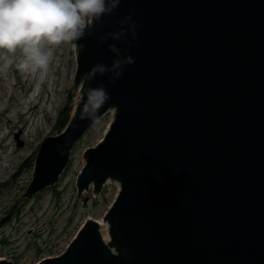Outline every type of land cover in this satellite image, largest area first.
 <instances>
[{
	"label": "water",
	"instance_id": "obj_1",
	"mask_svg": "<svg viewBox=\"0 0 264 264\" xmlns=\"http://www.w3.org/2000/svg\"><path fill=\"white\" fill-rule=\"evenodd\" d=\"M129 14L135 38L100 43ZM77 43L78 101L65 130L41 143L20 199L54 186L108 111L75 187L78 198L108 181L119 191L101 221L87 218L37 264H264V0H122ZM109 45L134 63L84 85L109 99L98 120L82 118L81 78L111 65Z\"/></svg>",
	"mask_w": 264,
	"mask_h": 264
},
{
	"label": "rangeland",
	"instance_id": "obj_2",
	"mask_svg": "<svg viewBox=\"0 0 264 264\" xmlns=\"http://www.w3.org/2000/svg\"><path fill=\"white\" fill-rule=\"evenodd\" d=\"M75 73L76 53L70 46L55 50L45 77L0 73V259L11 264H37L58 256L87 218L101 221L118 194V184L109 181L95 198L92 188L78 198L75 187L84 151L103 139L113 119L108 111L74 145L56 184L28 201L20 199L31 182L41 143L65 130L57 129L59 112L71 107L73 113L80 90L72 92ZM102 235L107 238L105 229Z\"/></svg>",
	"mask_w": 264,
	"mask_h": 264
},
{
	"label": "clouds",
	"instance_id": "obj_3",
	"mask_svg": "<svg viewBox=\"0 0 264 264\" xmlns=\"http://www.w3.org/2000/svg\"><path fill=\"white\" fill-rule=\"evenodd\" d=\"M122 0H0V73L15 70L22 76L45 77L50 71L57 48L70 46L79 52L78 41L102 17L110 16ZM120 30L100 37L120 40L131 34L135 38L138 25L131 14L119 21ZM125 26H127L125 28ZM116 58L110 66L97 63L81 78V117L98 120V109L109 99L103 87L84 85L97 74L110 73L118 79L121 69L134 63L131 56L121 58L120 50L109 45Z\"/></svg>",
	"mask_w": 264,
	"mask_h": 264
},
{
	"label": "trees",
	"instance_id": "obj_4",
	"mask_svg": "<svg viewBox=\"0 0 264 264\" xmlns=\"http://www.w3.org/2000/svg\"><path fill=\"white\" fill-rule=\"evenodd\" d=\"M11 73L15 78H18L20 76V74L16 72L15 70H12ZM70 108H67L66 110L62 109L59 112V122L57 126L58 130H63L66 124L68 123L70 116L72 114V109ZM51 190L55 191V188H51ZM2 242L3 240L0 239V246L2 245Z\"/></svg>",
	"mask_w": 264,
	"mask_h": 264
},
{
	"label": "bare ground",
	"instance_id": "obj_5",
	"mask_svg": "<svg viewBox=\"0 0 264 264\" xmlns=\"http://www.w3.org/2000/svg\"><path fill=\"white\" fill-rule=\"evenodd\" d=\"M40 82V81H39ZM36 92V91H35ZM33 94V93H32ZM38 95H36V96H34V98L35 97H37ZM28 127H30V121H29V124H27V126H26V129H25V131L24 132H26V130H27V128ZM1 136H2V134H1V131H0V138H1ZM3 164H5V163H3ZM105 227H106V225L105 224H101L100 223V229H101V233L103 232V230L105 229ZM103 236V235H102ZM105 237V236H104ZM107 238L105 237V240H106Z\"/></svg>",
	"mask_w": 264,
	"mask_h": 264
}]
</instances>
